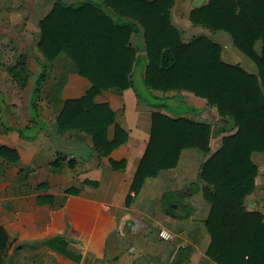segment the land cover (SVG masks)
<instances>
[{"label": "crops", "instance_id": "0c3cea01", "mask_svg": "<svg viewBox=\"0 0 264 264\" xmlns=\"http://www.w3.org/2000/svg\"><path fill=\"white\" fill-rule=\"evenodd\" d=\"M53 1L0 0V146L5 147L0 150V264H219L206 255L210 204L198 173L221 137L235 127L205 98L188 90L149 89V97L166 98L174 107L170 110L154 106L147 94L138 97L129 86L102 89L93 97L114 113L108 139L115 125L125 133L107 153L94 147L86 131L59 130L56 118L64 101L83 95L90 83L66 54L48 59L37 48L39 20ZM206 2L173 0L170 22L184 41L214 33L210 38L222 46V59L239 63L232 61L233 49L238 50L227 33L189 20L190 10ZM227 41L233 49L224 50ZM130 43L141 47L142 36L131 34ZM259 46L256 42L255 48ZM20 53L26 54L29 72L24 87L8 72ZM141 70L135 67L132 77L143 89ZM41 71L44 76L33 93ZM156 110L209 123V150L181 149L173 166L145 177L134 193L130 184ZM56 156L59 163L53 166ZM251 159L257 171L244 204L261 212L264 220V151L252 152ZM121 160L123 165L116 166ZM165 192L167 199L161 203ZM160 230L170 237H161ZM176 257L180 261L173 263Z\"/></svg>", "mask_w": 264, "mask_h": 264}, {"label": "trees", "instance_id": "16d2710c", "mask_svg": "<svg viewBox=\"0 0 264 264\" xmlns=\"http://www.w3.org/2000/svg\"><path fill=\"white\" fill-rule=\"evenodd\" d=\"M172 2L53 1L39 20L37 48L48 59L66 54L90 83L83 95L64 101L57 128L88 132L94 147L105 153L123 141L125 133L117 125L108 139L107 127L114 122V113L107 103H95L93 97L102 89L132 86L135 67L143 70L142 83L147 89H184L205 98L220 118L235 127L221 137L198 173L203 197L210 204L205 219L210 237L206 255L219 264H264L263 216L244 204L257 171L251 153L264 151V0H207L189 12L191 22L227 33L234 47L253 62L254 71L222 59V46L207 35L182 40L169 19ZM131 34L142 36L141 47L130 43ZM140 48L144 54L138 53ZM8 72L20 87L26 85L25 53L17 56ZM43 76L41 71L33 93ZM210 132L209 123L153 111L150 136L130 189L137 193L145 177L173 166L183 148L208 151ZM59 158L50 163L57 166ZM123 163L118 161L116 166ZM167 196L168 192L163 193L160 202ZM179 261L173 259V263Z\"/></svg>", "mask_w": 264, "mask_h": 264}, {"label": "rangeland", "instance_id": "374dc122", "mask_svg": "<svg viewBox=\"0 0 264 264\" xmlns=\"http://www.w3.org/2000/svg\"><path fill=\"white\" fill-rule=\"evenodd\" d=\"M77 2H79V0H76L72 4H75ZM208 35H209V37H211L213 39L215 37V34L214 33H208ZM223 45H224L223 46L224 47V50H226L228 48H232L233 49V47L231 46V43L229 41L224 42ZM233 50H234V53L236 54V57L235 56H232L233 58H235L233 60L231 59L232 61H234V60L235 61H239V63L242 64L244 67H247L250 70L253 69V67H254L253 63L246 56H244L243 54H241L239 51H235V49H233ZM132 86H133V88H135L137 90L136 94H137L138 97L145 98L146 97V94H147V97H149V89H147V88L141 89V87H139L138 83H136V82H133ZM149 100H150V102L154 106H156L158 108L159 107H164V108L170 109V110H173L174 109V107L172 106V104L169 103L166 98H153L152 99L151 97H149Z\"/></svg>", "mask_w": 264, "mask_h": 264}, {"label": "built area", "instance_id": "2783aa9c", "mask_svg": "<svg viewBox=\"0 0 264 264\" xmlns=\"http://www.w3.org/2000/svg\"><path fill=\"white\" fill-rule=\"evenodd\" d=\"M158 234L165 239L170 237V234L166 233L164 230L158 231Z\"/></svg>", "mask_w": 264, "mask_h": 264}]
</instances>
